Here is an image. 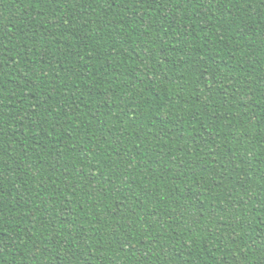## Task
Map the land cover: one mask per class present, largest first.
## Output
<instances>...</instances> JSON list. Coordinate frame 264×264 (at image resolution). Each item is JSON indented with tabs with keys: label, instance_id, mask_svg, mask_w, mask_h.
I'll use <instances>...</instances> for the list:
<instances>
[{
	"label": "trees",
	"instance_id": "obj_1",
	"mask_svg": "<svg viewBox=\"0 0 264 264\" xmlns=\"http://www.w3.org/2000/svg\"><path fill=\"white\" fill-rule=\"evenodd\" d=\"M264 264V0H0V264Z\"/></svg>",
	"mask_w": 264,
	"mask_h": 264
},
{
	"label": "snow or ice",
	"instance_id": "obj_2",
	"mask_svg": "<svg viewBox=\"0 0 264 264\" xmlns=\"http://www.w3.org/2000/svg\"><path fill=\"white\" fill-rule=\"evenodd\" d=\"M114 264H115V262H114Z\"/></svg>",
	"mask_w": 264,
	"mask_h": 264
}]
</instances>
